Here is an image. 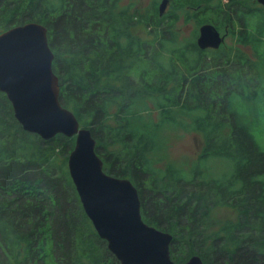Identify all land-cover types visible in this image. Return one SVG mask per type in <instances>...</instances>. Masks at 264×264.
Returning <instances> with one entry per match:
<instances>
[{
    "label": "trees",
    "instance_id": "1",
    "mask_svg": "<svg viewBox=\"0 0 264 264\" xmlns=\"http://www.w3.org/2000/svg\"><path fill=\"white\" fill-rule=\"evenodd\" d=\"M211 2L180 0L178 7L196 9L192 16L211 9L221 26L232 25L234 13L246 23L236 2ZM158 6L144 15L122 0H1L0 32L28 21L48 28L60 101L91 129L105 171L137 186L144 220L173 234L174 260L199 254L208 264H264V150L233 103L255 96L264 61L223 44L201 48L200 26L184 38L178 15H161ZM141 23L149 37L134 32ZM244 32L237 36L243 43L260 42ZM183 115L204 135L199 161L222 157L231 168L213 174L197 162L189 177L170 162L157 164L159 130ZM74 144V136L26 130L0 90V264H121L70 175ZM221 204L236 206L238 219L209 234Z\"/></svg>",
    "mask_w": 264,
    "mask_h": 264
},
{
    "label": "water",
    "instance_id": "2",
    "mask_svg": "<svg viewBox=\"0 0 264 264\" xmlns=\"http://www.w3.org/2000/svg\"><path fill=\"white\" fill-rule=\"evenodd\" d=\"M169 3L160 1L161 15ZM223 41L214 23L200 25L197 43L201 48H218ZM54 56L48 28L40 22L1 31L0 90L7 94L26 130L44 138L57 133L75 137L68 156L69 172L86 213L109 249L121 264H203L199 254L184 262L174 260L170 252L173 234L144 220L137 186L128 177L105 171L91 129L82 126L74 111L60 101Z\"/></svg>",
    "mask_w": 264,
    "mask_h": 264
},
{
    "label": "rangeland",
    "instance_id": "3",
    "mask_svg": "<svg viewBox=\"0 0 264 264\" xmlns=\"http://www.w3.org/2000/svg\"><path fill=\"white\" fill-rule=\"evenodd\" d=\"M160 1L161 0H122V3L130 4L132 10L138 9L146 15L150 12L154 4L156 3L158 6ZM217 1L218 0H212L211 5L215 4ZM232 1L238 2L242 4V6L250 9V12L247 14L248 31L258 34L261 40L259 43H256L252 38V41L246 44L240 42L234 34V31H231L225 37L222 47L227 50L231 49L232 54H234V51L242 50L248 57L264 61V23L257 28V24L261 20L260 13L264 10L263 5L259 0H222V2L226 4ZM178 2H180V0H171L163 14L175 12L178 15L174 24L180 31V35L184 38L190 37L193 31L199 28L201 23L199 24L198 18H204L208 21H221L220 16L211 9L203 10L198 16H192L196 9L189 5L178 7ZM224 27L225 26L222 27L223 31L225 29ZM236 27L237 25H235L234 28ZM133 30L142 36H150L148 27H146L144 23L135 26ZM261 65L263 69L264 63ZM250 90H252V88ZM233 103L241 119L250 122L252 125L250 128L258 144L264 150V74L263 81L259 84L255 96L237 95ZM152 118L155 120L160 118V114L157 110L153 111ZM159 132L162 140L161 142L163 143L162 148L157 152V156L161 159L157 164L160 166H165L166 163L170 162L178 167L181 173L189 177L194 174V168L197 162H199L200 165L203 163V167L208 165L213 174H221L223 171H227L232 167L231 161L222 157H212L204 161L200 159L199 161V155L205 144L204 135L201 131L192 126L191 118L187 115L180 116L178 121L164 125ZM211 216L214 218V222L208 228V233L223 234L224 227L227 224L237 221L239 210L234 205L221 204L213 208ZM210 243L211 237L209 235L206 245L208 246ZM230 249H233V247Z\"/></svg>",
    "mask_w": 264,
    "mask_h": 264
},
{
    "label": "flooded vegetation",
    "instance_id": "4",
    "mask_svg": "<svg viewBox=\"0 0 264 264\" xmlns=\"http://www.w3.org/2000/svg\"><path fill=\"white\" fill-rule=\"evenodd\" d=\"M170 2H171V0H170ZM235 2V1H234ZM236 4H239L238 6H239V8H245L246 9V12H247V14L250 12V9L249 8H246L245 6H242V4H240V3H238V2H236ZM262 5H263V7H264V4L263 3H261ZM169 6V5H168ZM236 7V6H235ZM239 11H242V9L240 10L239 9ZM247 14H246V16H247ZM233 22H232V25H230L229 23H227V24H225V25H223V26H225L224 28V31L222 30V27L223 26H221V24H218V23H215V22H212V21H207V22H212V23H214L216 26H217V28L220 30V32H221V34L222 35H224V41H225V37L231 32V31H234V34L236 35V37L238 36V34H240V32H241V30H245V32H247V34H248V27H247V19H246V23H244V20H243V22L236 16V13H234V16H233ZM244 24V25H243ZM246 24V25H245ZM235 25H237V27L236 28H234L235 27ZM234 28V29H233ZM244 32V33H245ZM237 39H238V37H237ZM241 39V38H240ZM239 40V39H238ZM224 41L221 43V44H223L224 43ZM239 41H241V40H239ZM252 41V40H251ZM250 41V42H251ZM241 42H243V41H241ZM220 44V45H221ZM208 48V47H207ZM210 48V47H209ZM202 260H203V264H208V263H206V261H204V259L202 258Z\"/></svg>",
    "mask_w": 264,
    "mask_h": 264
}]
</instances>
